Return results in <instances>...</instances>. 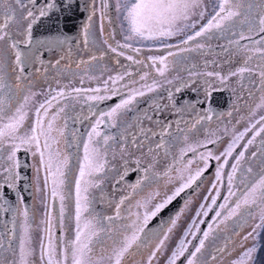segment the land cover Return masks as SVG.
Instances as JSON below:
<instances>
[{"label": "snow or ice", "instance_id": "snow-or-ice-1", "mask_svg": "<svg viewBox=\"0 0 264 264\" xmlns=\"http://www.w3.org/2000/svg\"><path fill=\"white\" fill-rule=\"evenodd\" d=\"M74 7L87 12L85 22L81 26V34L84 46L88 48L90 44V29L93 17L96 15V0H88L87 3H84V0H43V2H40V0H0V15L3 16V20L0 21V161H4L5 159L7 161L6 164L0 163V174L4 175L3 182H0V201H3V203H0V210H12L14 212L13 232L15 231L16 215L23 216V222L20 225L21 234L19 236L18 248L12 250L14 259L11 261L0 259V264H36L34 257L37 256V250L33 247L32 241V217H30L26 208L20 213L18 208L11 209L5 207L8 204L4 196L5 187L17 196L18 202L23 201V197L19 196L17 190V182L20 179V174L17 171L20 167L17 153L21 149L31 152L34 158L39 157L38 164L33 165V167L37 176H39L41 170L44 173L43 188L46 202L45 218L41 221L44 227L39 243V264H102L104 259H107L109 264H123L126 256L132 254L134 247L139 248L142 244L146 243V239H142V234L145 238L148 235L145 233L148 221L163 212L186 189L196 184L203 173L210 167V161L219 162L223 158V162L218 163L216 166L215 182L212 185V189L215 190L216 194L211 196V204L207 207L201 204L200 209L196 212V217H200L201 215L208 216L209 212L213 210V206L217 205V199L220 196L217 185L223 181L224 167L229 162L228 158L233 157V153L239 146L240 141L253 129H255L254 134L243 145V150L233 157L235 162L231 164V171L227 173L228 192L223 197L224 202L218 205L219 210L215 211V216L212 217L213 222L207 224V230L202 232V236L198 238V243L192 245V250H190L189 245L191 241L187 240V237L191 235L194 239L197 238V233L201 232L200 224L205 223L204 220H200L199 224H197L196 220L193 219L192 224L188 225V228L185 230L184 237L178 241L170 255H168L166 264H177L182 257L185 264H207L202 259L206 242L210 237L215 238L217 230L223 231L227 229L229 222H233L239 228H243L245 225L251 226V231H248L242 237V241L247 242L249 239L257 241V244H253L240 252L238 258L232 260V264H256V254L259 250L258 239L260 231H264V167H261L259 173H253L252 167H248L246 172L247 174H252V179L246 180L241 178L240 183L244 185L242 189H234V183L237 173L241 170L242 162L245 161V154L248 148L256 142L257 137H261L264 134V116H261L259 120L250 124L249 127L241 132H236L235 125L231 128L223 125L221 130L224 136L231 135V139L219 155H216L211 150L197 151L198 148L206 149L207 145H214L220 142L223 137L217 135L216 132H210L206 129L205 136L212 138H206L197 144L187 143L188 137L185 136L184 141L186 146L181 148L179 158L174 159L173 165H169L163 173V177L166 178L167 183H174L175 180H179L178 186L172 190L171 194L165 195L162 198L158 191H153L149 192L144 199L137 201L136 207L145 209L143 216L141 217L139 212L133 214L134 219L131 220V223L121 226L126 233L123 235V238L115 242L110 250L101 247L100 254L97 253V245L101 244V233L105 232L102 219L112 221L114 218H120L121 206L130 198L129 196L120 198L115 206V217L101 218L92 208L94 198L89 195L90 189L101 188L103 181L100 174L104 173L109 166L107 156L109 148L112 146L110 142L114 143L116 140L115 136L104 134L101 126L117 127L120 116L130 110L131 106L137 101V97H143L147 93L155 92L159 84L153 80L150 84H142L140 88H129V84L125 83L122 87L128 89V94L124 97L115 85L120 81H124L125 76L131 75V73L125 72L109 76L103 82V88L83 89L77 87L69 91H66L65 88L58 90L49 88L48 94L50 98L38 104L35 108L31 126L30 128L27 127L29 119L28 105L39 93L32 91L33 84L31 81L24 83L27 79L25 77L26 66L34 59L39 60V56L36 53L40 48L51 49L54 46L60 47L70 43L68 37L62 32L58 33L55 39H34V26L43 19H50L54 14L59 21L61 13H70ZM257 7L259 8L258 22L250 18L253 8L252 4H248L245 9L244 0H219L217 9L207 20V23L201 25L191 35H187L186 38L180 41V44L188 45L189 42L196 41L199 37L211 38L210 34L214 30L219 33L231 32L234 36L238 35L239 39L229 40V44L235 45L238 50L244 52L259 53L262 61H264V35H261L264 34V0H260ZM109 8V0H100L102 33L104 31L103 20H110L108 16ZM115 11L122 18L125 26V42L116 41V45L113 46L110 39L105 38L103 43L107 45L110 52L117 56H125L128 61L135 64H143L144 61L135 59L132 55H126L123 50L130 49L132 52L139 53L141 49L133 47V44L129 43V41H164L171 39L181 35L186 29H196L198 20L194 19V17L202 20L207 13L206 7L203 6V0H115ZM241 17L243 19H239ZM237 21L240 25L246 26L247 34L244 30H240L239 32L235 30ZM13 25H15V32L11 30ZM253 35L260 37L253 41V44L259 45V47L249 48L248 45L240 44L241 40H251ZM18 36L22 38L18 39ZM109 36L111 39H115L113 34L110 33ZM91 43L95 44V40L92 39ZM20 45H23L26 51L22 50ZM164 47H173V45H164ZM204 47L205 45L201 43L196 45L198 49H203ZM190 50L192 49H180V51ZM9 54L14 57L12 60V71L16 73L15 83H12L7 78V73L5 72V68L8 66ZM173 55L172 52H169L168 56H150L148 59L152 61V67H156L157 72L161 76H164L168 69V57ZM104 56L105 53L101 52L99 57L96 55L91 56L90 61L102 60ZM251 59L252 55H248L242 66L227 74L205 71L204 73L190 72V76L215 77L220 85V88L215 90H223L227 87L231 77H238L242 81L245 73L251 75L255 71L253 68L248 67ZM90 61L81 60L77 64V67L80 64L90 63ZM59 63L60 60H57L56 65H59ZM157 65H160V67H157ZM257 74L261 95L256 98L258 102L255 103V106L250 107V116L255 115L256 110L264 107V63L258 66ZM147 77L148 73H144L140 76V80L146 81ZM82 82L83 79H81ZM131 83L135 84L136 81L132 80ZM168 83L171 84L172 82L168 81ZM204 83L208 86L205 88V93L207 96H210L211 86L209 81L205 79ZM109 84L112 87H109ZM181 86L187 87L188 81H180V85L175 87V91L180 92ZM249 95L251 96L252 93L250 92ZM115 96H121V98L114 106H111L106 111L93 110V103L90 102L101 103ZM81 98H83L84 103L89 104L88 115L83 118L88 120L94 117L95 119L90 125V130L87 132V139L83 141V157L79 161L78 175L74 181V236L71 239H65L63 235L57 236L54 233V228L57 226L61 233L65 230V201L71 195L67 188L68 177L71 171L70 156L60 148V144L66 142L65 131L69 118L66 109L70 107V104L61 103V100L67 101L70 99L79 103ZM168 99L171 101L172 106L175 107L172 91L168 92ZM153 104L157 109H160L161 106L155 104V101H153ZM185 104L190 108L195 107L191 102H185ZM53 109L55 111H52ZM177 111H183V108L177 109ZM208 113H211L210 108L208 109ZM227 115L231 116L232 113L229 112ZM145 116L151 120V117L146 114ZM212 119L211 114L199 115L192 123V128H196L202 121H211ZM239 122L238 120L237 123ZM177 125H179V121H177ZM257 125H260V127L257 128ZM170 127V124H166L159 133L147 129V132H152L153 136L159 135L161 137L160 142L155 145V149L164 147L163 137L167 134ZM140 132L145 134L146 130L141 127ZM72 137L73 140L79 142V138L75 132L72 133ZM133 143H136L135 137H133ZM139 146H142V143ZM260 146L258 151L261 153V156H264V138L260 140ZM153 151L152 147L148 148V153H152ZM121 152H124L123 148ZM188 152H192L198 157L202 167L200 164H197L195 169H193L194 160L192 159L185 162L184 157ZM165 153L167 154V150H165ZM251 156L256 157L257 152H252ZM134 163L137 167L131 169V171H143L144 175L138 177L135 183L129 185L132 193H135L138 189H142V186L146 182L150 185L159 180L161 174L152 171V164L141 168L139 159H136ZM261 164L264 165V160H261ZM123 167L124 172L117 180V184L130 171L126 159ZM173 172L177 174L175 177L172 176ZM40 190L39 187L36 188V191ZM238 192L239 195H237ZM48 196H50L52 201H59L58 217H53L52 215L51 206L47 203ZM233 197H236V199L233 200ZM205 199H208V197H205ZM152 201H156V203L149 211L148 206ZM189 203L190 201H186L184 207L170 219V226L163 232L162 238L159 239L155 249L148 256L146 264H153L157 254H162L161 250L166 246V241L169 239L168 234L176 228L181 215H183ZM85 213H87V216H85ZM257 215L259 216V222L252 224ZM54 219L56 220L55 224L53 223ZM193 227H195V231H192ZM234 234L239 235L238 232ZM228 245L229 241H226L223 246L216 249V252L231 255ZM3 247V241L0 239V249ZM240 247L243 248V243L240 244ZM234 250L235 244H233ZM211 260L216 261L217 256L212 255Z\"/></svg>", "mask_w": 264, "mask_h": 264}, {"label": "flooded vegetation", "instance_id": "flooded-vegetation-1", "mask_svg": "<svg viewBox=\"0 0 264 264\" xmlns=\"http://www.w3.org/2000/svg\"><path fill=\"white\" fill-rule=\"evenodd\" d=\"M40 2H43V0H40ZM87 2L88 0H84V3ZM109 3L112 7V0H109ZM112 14V12L108 11L110 20H103L104 31L102 33L100 0H96V15L93 19H99V23L93 22L91 25L90 44L88 48H85L81 34V26L85 22L87 12L78 10L75 7L70 13H61V19L59 21L57 20V16L54 14L50 19H43L40 23L34 26V39H55L57 34L62 32L68 37L70 43L60 47L54 46L51 49L40 48L36 53V55L39 56V60L34 59L26 66L25 77L27 79L24 83L31 81L33 84L32 91L39 93L28 105L29 119L27 127L30 128L31 126L35 108L38 104L43 102L45 99L50 98L48 94L49 88L57 90L65 88L66 91L77 87L83 89L96 87L103 88V82L107 80L109 76H114L117 73L123 74L128 72L131 73V75L125 76L124 81H120L117 85H115V87L119 89L122 96L126 97L128 89L123 88V84L128 83L129 88H140L144 83L150 84L153 80L157 81L159 84L157 90L152 93H147L143 97H137V101L131 106L130 110L120 116L117 122V127L113 128L107 125L101 126L104 134L115 136L116 140L114 143L110 142L112 146L109 148L107 156L109 166L106 168L104 173L100 174L103 181L101 188L90 189L89 195L94 198L92 208L94 207L93 209L95 210V203L98 205V208H101L98 215H102L104 217H114L117 202L121 197L129 196L130 198L127 199L121 206L120 216V218L127 220L132 217L133 210L139 209L136 207L137 201L144 199L149 192H153L156 189L173 190L176 186H178L180 182L179 180H175L174 183H167L166 178L163 177V173L169 165H173L174 159L179 158L181 148L186 146L184 141L185 136L188 137L187 143L197 144L206 138H212L205 136L206 129L210 132H216L217 135H220L223 139L217 144L207 145L206 149L198 148L197 151L202 152L211 150L216 155H219L223 152L227 143L231 139V135L224 136V133L222 134L223 131L221 128L223 125L229 124L230 128L235 125L236 132H241L244 131L245 128L249 127L250 124L259 120L261 116H264V107L256 110L255 115L250 116L249 114L250 107L255 106V103L258 102L256 98L261 95V92L259 91V77L257 73L258 66L264 63V61H262L259 53L253 54L238 50L235 45L229 44V40H221V38L215 36L208 38V40L204 37H199L196 41L189 42L188 45L180 44L182 39L186 38L187 35H190L188 32L164 41H129V43L133 44V47H139L141 49L139 53L132 52L130 49L123 50L126 55H132L135 59L144 61L143 64H135L128 61L125 56H117L116 54L110 52L107 45L103 43L105 38H109L113 46L116 45V41L121 43L125 42L124 36L126 31L123 27L124 25L112 17ZM2 20L3 16L0 15V21ZM11 30L15 32V25L12 26ZM244 31L246 32V28ZM110 33L114 35L115 39L110 38ZM255 36L256 35H253L252 38ZM17 38L20 39L22 37L18 36ZM92 39L95 40V44L91 43ZM254 40L256 39L241 40L240 44L248 45L249 48L259 47V45L253 44ZM198 43L204 44L205 47L203 49L196 48ZM164 45H173V47H164ZM20 48L26 51L23 45H20ZM181 48H188L192 50L180 51ZM69 49H71V51H69ZM225 49H227V51H225ZM101 52L105 53L102 60L98 59L96 61H90L91 56L96 55L99 57ZM169 52H172L174 55L168 57V69L164 76H161L157 72L156 67H152V61L149 60L148 57L168 56ZM177 52H180L181 54L175 56V53ZM248 55H252V59L249 61L248 67L253 68L255 71L251 75L245 73L242 81H240L238 77H231L227 87L223 90H215L220 88L219 81L216 80L215 77H201L198 75L190 76V72L204 73L205 71L227 74L230 71H234L237 67L242 66ZM13 59L14 57L9 54L8 66L5 68V72L7 73V78L12 83H15L16 73L12 71ZM57 60H60L59 65H56ZM81 60L86 62L90 61V63L80 64V66L77 67V64ZM117 61H119V63H117ZM110 62H112L113 65L110 64ZM157 67H160V65H157ZM144 73H148L147 80L141 81L140 76ZM81 79H83L82 83ZM205 79L209 81L211 86L210 96H207L205 93V88L208 87L204 83ZM132 80L136 81V83L132 84ZM57 81H59V83H57ZM168 81H171L172 83L170 84ZM180 81H188V86H181V91L176 92L175 87L180 85ZM109 87H112V85L109 84ZM169 91H172L173 93L175 107L172 106L171 101L168 99ZM250 92L252 93L251 96L249 95ZM120 98L121 96H115L112 99L101 103H90H93L94 111H106L111 106L118 103ZM228 99V108L223 112L218 113L224 106H226ZM153 101H155V104H159L161 106L160 109L155 107ZM185 102H191L195 105V107L190 108L185 104ZM61 103L70 104V107L66 109L69 117L68 126L65 131L66 142H62L60 144L61 150L66 151L70 156L71 171L68 177L67 188L71 195L65 201L69 203L68 210L66 211V220L70 225L67 224L66 229L63 232L64 234L61 233L58 226L54 228V233L57 236L63 235L65 239H71L74 236L75 227L74 181L75 177L78 175L79 161L83 157V141L87 139V132L90 130V125L94 122L95 118L93 117L88 120L83 118L88 115L89 111V104L84 103L83 98H81L79 103L70 99L67 101L61 100ZM180 108H183V111L178 112L177 109ZM209 108L211 109V113H208ZM52 111H55V109ZM228 112H231L232 115L228 116ZM145 114L151 117V120L147 119ZM205 114H211L213 119L211 121H202L196 126V128L193 129L192 123L195 121L196 117ZM77 117H79V119H77ZM217 117H219V119H217ZM242 117L243 119H241ZM238 120L240 121L239 123H237ZM177 121H179V125H177ZM166 124H170L171 127L168 129L167 134L163 137L164 147L155 149V145L160 142L161 137L159 135L153 136L152 132L159 133ZM141 127L146 130L145 134L140 132ZM259 127L260 125H257V128ZM147 129H151L152 132H147ZM254 131L255 129L248 132L244 139L240 141L239 146L233 153V157H235L239 151L243 150V145L252 137ZM73 132L77 134L79 142L73 140ZM133 137L136 139L135 144L133 143ZM262 138H264V134H262L261 137H257L256 142L248 148L245 154V161L242 162V169L247 170L248 167H252L253 173H259L261 167H264V165L261 164V160H264V156H261V153L258 151L261 147L260 140ZM141 143L142 146L138 147ZM149 147L154 149L152 153H148ZM122 148L124 149L123 153L121 152ZM165 150H167V154L165 153ZM252 152H257V156L252 157ZM17 156L20 161V167L17 169L20 174V179L17 182V190L19 196L23 197V201L18 202L17 196L5 187L4 196L8 201V204L5 207H9L11 209L18 208L20 213H22L25 208L28 210L33 223V247L37 250V257H34V259H36V264H39V243L42 235V229L44 227L41 221L45 218L46 202V195L43 188L44 173L41 170L39 176H37L35 168L33 167V165L38 164V156L34 158L31 152H27L24 149H21L17 153ZM233 157L228 158L229 162L224 167L223 181L217 185L220 191V196L217 199V205L213 206L214 209L212 213L211 211L209 212L207 216L209 218L202 232L205 230L208 222H211L210 220L212 217L215 216V211L219 210L218 205L224 202L223 197L227 195V173L231 171V164L235 162ZM125 159L128 162L130 171L124 179L117 184V180L124 172L123 165ZM136 159L140 160L141 168L152 164V171L160 173L161 176L157 182H153L150 185L146 182V184L142 186V189H138L135 193H132V189L129 185L135 183L138 177H142L144 175L143 171H131V169H135L137 167L134 163ZM189 159L194 160V164L192 166L193 169H195L197 164H200L198 157L192 152H188L184 157L185 162ZM222 162L223 158L219 162L214 160L210 161V167L204 172L206 173L208 171L204 182L191 196L193 197L195 193L202 191L204 197L199 202V206L204 204L205 207H207L211 204V196L216 194L215 190L212 189V185L215 182L216 166L218 163ZM200 166L202 167V164H200ZM176 175L177 174L175 172L172 173L173 177ZM3 179L4 175L0 174V182H3ZM251 179L252 174H248V180ZM37 187L41 190L36 191ZM243 187L244 185L236 179L234 189H242ZM237 195H239V192ZM191 197H189L186 201H188ZM205 197H208V199H205ZM232 199L235 200L236 197H233ZM185 202L181 205L180 209ZM0 203H3V201H0ZM47 203L51 206L53 217H58L60 207L59 201H52L50 196H48ZM127 209H129V211ZM85 216H87V213H85ZM13 217L14 212L12 210H0V231L3 233L6 243H8L9 246L11 245V247H7V251H5L6 248L4 247L0 249V254H11L13 249L18 248L19 236L21 234L20 225L23 222V216L19 214L16 215L14 232ZM207 217L204 216L203 220L205 221ZM257 222H259L258 215L252 221V224ZM53 223H56L55 219ZM36 224H38V228L40 229L37 236L35 232ZM201 226L202 224H200V228ZM221 227L223 228V226ZM248 231H251V226L245 225L243 228H239L236 227L233 222H229L227 229L223 231L217 230L215 238L212 242L213 246L210 248L213 251V255L217 256V260L208 264H232V260L238 258L240 252L253 244H257V241L252 239H249L247 242L242 241V237ZM236 232H238L239 235H235L234 233ZM175 234L177 235L175 236V241L172 242V246H170V248L172 247L171 251L178 243V239L182 238L184 231L179 229L178 231H175ZM226 241H229L228 248L231 255L228 253L220 254L216 252V249L223 246ZM241 243H243V248L240 247ZM233 244H235L234 251ZM258 244L259 250L256 254V264H264V231H260ZM136 251L137 248L134 247L131 255H136ZM98 254H100V252ZM131 255L127 256V258ZM183 262L184 260L180 264ZM102 264H106V262L102 261Z\"/></svg>", "mask_w": 264, "mask_h": 264}, {"label": "rangeland", "instance_id": "rangeland-1", "mask_svg": "<svg viewBox=\"0 0 264 264\" xmlns=\"http://www.w3.org/2000/svg\"><path fill=\"white\" fill-rule=\"evenodd\" d=\"M218 2H219V0H203V6L206 7V9H207V13H206L205 17L202 20H199L198 17H194V19L198 20V23L196 25V29H186L185 32L182 34H186L189 32L191 35L195 30L199 29V27L201 25L207 23V20L210 18V16L217 9ZM259 3H260V0H244L245 9L247 8L248 4L253 5L252 12L250 14V18L257 21V22H258V13H259V8L257 7V5ZM109 12H112L113 13L112 17H114L118 22H120L122 25H124L122 18L120 16H118V14L115 11V0H112V7L110 5ZM239 19H243V17H241ZM93 22L99 23V19H97V20L93 19L92 23ZM123 27L125 29V26H123ZM245 28H246V26L240 25L239 22L237 21V24L235 26V30L237 32H239L240 30H244ZM210 36L211 37L215 36V37L221 38V40H225V41L236 40L239 38L238 35L234 36L231 34V32L219 33V32H216L215 30L210 34ZM204 38L206 40H208V37H204ZM180 54H181L180 52H177V53H175V56H178ZM176 59H175V61H176ZM110 64H112V62H110ZM227 126L230 128L229 124ZM222 134H223V132H222ZM0 163L6 164L7 161L5 159L4 161H0ZM241 178L248 180V174H247L246 170L242 169V168L237 173L236 179L238 180V182H240ZM155 191H158L160 193L161 198L164 197L165 195L171 194V192H172V190H166V189H163V190L156 189ZM203 197H204V195L202 194V191H199V192L195 193V195L188 200V201H190V203L188 204L187 209L184 211L183 215H181L180 220L178 221L176 228L173 229V231L168 234L169 239L166 241V246L161 250L162 254H160V253L157 254V257L154 259L153 264H166L167 257H168V255H170V251L172 248V247L170 248V246H172V242H174L176 239L175 236L177 234H175V231H178L179 229H181L185 232V230L188 228V225L192 224L193 219L196 220L197 224H199L200 220H203V218H204L203 215H201L200 217H196V212L200 209L199 202L203 199ZM155 203H156V201H152V203L149 204V206H148L149 211L151 210L152 206ZM65 205H66V211H67L68 207H69V203L65 202ZM94 205H95V213L98 214V212H100L101 208H98V205L95 203H94ZM182 207H184V205ZM127 210L129 211V209H127ZM144 211H145V209H143V208L133 210L132 217L127 219V220L122 219V218H118V219L114 218L112 221H108L107 219H102V224H103V227L105 229V232L101 233V236H100L101 244L97 245V248H96L97 253L100 252L101 247H104L107 250H110L114 246L115 242L122 239L123 235L126 234L123 231V229L121 228V226L131 223V220L134 219L133 214H135L137 212H139L141 217H142ZM99 217L104 218V216H102V215H99ZM210 221L212 222V219ZM208 223H210V222H208ZM67 224H69V223H67V220H65V229H66ZM169 226H170V223L163 229V232L166 231V229ZM205 230H207V226H206ZM192 231H195V227H193ZM35 232H36V236L40 232V229L38 228V224H36V226H35ZM163 232L160 234L159 238H157L155 241H153V242L151 241V242H149V244H146L147 246L145 245V246H141L140 248H137L136 255H131L128 258L126 256L125 260L123 261V264H146L148 256L155 249L156 245L159 242V239L162 238ZM183 237H184V234H183L182 238ZM0 239H2L4 248H6L5 251H7L8 250L7 247L9 246V244L6 243L4 236H3V233H1V231H0ZM180 239H178V241ZM187 240L192 242L193 237L191 235H189L187 237ZM212 242H213V238L210 237L209 240L206 242V248H205L203 255H202V259L204 261H206L207 264L213 263V261L211 260V256L213 255V251H212V249H210L213 246ZM0 259H4V260H8V261L13 260L14 259L13 252L11 251V254H0ZM103 261H105L106 264L109 263L108 260H106V259H104ZM182 264H185V262H183Z\"/></svg>", "mask_w": 264, "mask_h": 264}, {"label": "water", "instance_id": "water-1", "mask_svg": "<svg viewBox=\"0 0 264 264\" xmlns=\"http://www.w3.org/2000/svg\"><path fill=\"white\" fill-rule=\"evenodd\" d=\"M263 35V34H261ZM260 38L259 36H255L252 39H257ZM229 105V99L227 100V104L226 106H224L218 113L223 112L224 110H226L228 108ZM208 171L206 173H204L201 178L196 182V184H194L191 188L186 189L183 193H181V195L179 197L176 198V200H174L172 202V204H170L163 212H161L160 214H158L156 217H153L152 219H150L148 221L147 227L145 228V233H147V237L145 238L144 235L142 234V239H146V243L142 244V245H146L151 241H154L155 239H157L160 235V233L163 231V229L169 224V221L171 218H173L175 216V214L180 210L181 205L189 198L193 195V193L199 188V186L204 182V179L207 175ZM214 209V207H213ZM213 212V210L211 211V213ZM209 217H207V219L205 220V223L202 224L201 226V232L207 222ZM201 232L197 233V238H195L192 242V244L190 245L189 249L192 250V245H195L198 241V238L201 235ZM187 255V253H186ZM184 260V258L182 257L177 264H180L182 261Z\"/></svg>", "mask_w": 264, "mask_h": 264}]
</instances>
